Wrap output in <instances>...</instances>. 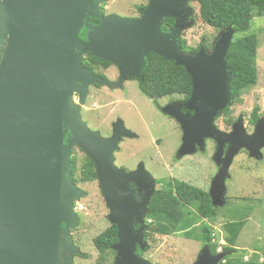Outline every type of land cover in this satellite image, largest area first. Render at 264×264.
<instances>
[{"label": "water", "instance_id": "obj_1", "mask_svg": "<svg viewBox=\"0 0 264 264\" xmlns=\"http://www.w3.org/2000/svg\"><path fill=\"white\" fill-rule=\"evenodd\" d=\"M104 2L0 0V264H73L74 256L81 255L70 237L78 224L74 202L86 195L72 182L74 146L96 165L109 219L118 229L115 264H152L137 249L147 246L145 223L157 180L144 163L130 172L115 163L123 139L137 135L118 119L112 135L104 137L81 116L92 86L117 89L128 78L141 79L151 53L184 67L192 78L186 106L194 114H184L179 102L162 111L181 126L178 157L205 150L208 140L217 143L214 161L220 169L209 191L215 208L226 205V182L240 151L263 158L264 115L251 134L243 117L229 133L215 125L235 99L228 65L232 27L220 32L212 51L203 45L190 54L179 43L191 26L185 21L189 0H149L138 20L104 16L99 10ZM91 18L100 25L91 24ZM166 18L176 19L170 32L161 30ZM84 29L86 41L80 38ZM87 54L115 65L118 82L85 67ZM65 134H70L67 142ZM132 184L145 192L139 201ZM226 256L213 255L205 246L194 264H220Z\"/></svg>", "mask_w": 264, "mask_h": 264}, {"label": "rangeland", "instance_id": "obj_2", "mask_svg": "<svg viewBox=\"0 0 264 264\" xmlns=\"http://www.w3.org/2000/svg\"><path fill=\"white\" fill-rule=\"evenodd\" d=\"M148 4L149 0H106L103 7L108 13L112 12L127 18L137 16L140 8ZM188 5L190 16H187L185 21L191 26L182 31L180 39L184 38L189 46L197 49L203 46L204 42V46L212 51L213 43L220 32L204 24L197 3ZM251 32L255 33L259 40L258 83L245 90L239 99L234 100V104L229 106L228 114L225 112L217 121V126L226 132L232 131V125L243 117L245 128L251 134L254 126L249 123V119L253 109L258 106L264 115L263 18L254 19ZM98 72L104 74L111 82H118L120 78V71L115 65L108 69L99 68ZM97 86L99 85L91 87L87 102L81 109V116L91 130L101 132L104 137H110L113 133V123L121 119L126 128L137 135L136 138H125L120 143V150L115 154V163L118 167L136 169L138 164L144 163L147 171L156 180L177 178L209 191L220 169L213 161L215 142L208 140L204 151L181 160L177 155L183 143L182 129L176 122L158 112L154 102L140 91L138 80L128 78L123 81L122 87L117 89ZM169 98L161 99L160 102L165 104ZM173 98L183 99V96L176 95ZM75 99L79 97L76 95ZM72 153L78 158L79 164L82 163L86 154L77 146L73 147ZM230 175L231 178L226 182V205L221 208L216 222L212 223L215 238L221 245H226L224 225L233 218L231 210L236 205L249 204L254 210L240 233L236 243L238 252L235 255L245 256V260L251 258L263 260L264 150L263 159L253 158L249 152L241 150L230 168ZM77 186L85 191L86 195L76 201L74 209L78 215V224L71 232L81 252L88 258L77 257L74 264H97L99 251L93 240L112 225L109 219L111 211L106 204L98 179L91 182L80 181ZM160 187L161 185L157 184L156 189ZM192 212L194 213V210ZM197 222L193 229L200 233L201 226L207 221L199 219ZM187 224L185 220L183 227L185 228ZM147 232L146 227L144 241L147 246L143 259L152 264H194L205 248L201 242L186 238L184 232L172 236L152 235L151 237L147 236ZM110 257L111 261L114 260L112 255ZM117 258L118 253L115 259Z\"/></svg>", "mask_w": 264, "mask_h": 264}, {"label": "trees", "instance_id": "obj_3", "mask_svg": "<svg viewBox=\"0 0 264 264\" xmlns=\"http://www.w3.org/2000/svg\"><path fill=\"white\" fill-rule=\"evenodd\" d=\"M189 3L199 5L200 18L209 27L219 32L229 27L235 30V36L228 52V65L233 73L231 90L235 100L239 99L245 90L258 83L259 40L251 30L255 18L264 19V0H189ZM90 23L96 26L100 24V21L91 18ZM175 24L176 19L166 18L161 30L170 32ZM87 34L88 31L84 29L80 33V38L86 40ZM179 43L186 53L192 54L199 50L189 46L184 38H181ZM82 63L93 73L104 78L105 75L98 72V69H108L113 66L91 54L84 56ZM138 84L140 91L155 104L161 99L176 95L183 96L185 101L192 92V78L186 69L154 53L146 58V66ZM229 110L228 107L225 112L228 114ZM262 116L260 108L256 106L250 115L249 123L255 126ZM69 139L70 134H65V142ZM71 167L72 181L76 185L80 181L91 182L98 179L96 165L86 155L79 164L78 158L72 153ZM124 169L127 171L126 168ZM157 184L161 187L154 192L146 217L148 237L152 235L172 236L178 232H184L186 238L199 241L204 247H209L212 254H217L221 248L227 256L220 264H264V259L245 260V256L235 255L238 252L236 243L240 233L254 210L249 207V204L236 205L231 210L233 218L224 225L226 245H221L215 238L212 223L216 222L222 209L212 205L207 191L177 178L157 180ZM199 219L207 221L201 226L200 233L193 229ZM185 220L188 224L184 228ZM118 241V229L115 225H111L93 240L98 251L113 254L112 248ZM145 252L138 247V256L144 257Z\"/></svg>", "mask_w": 264, "mask_h": 264}, {"label": "flooded vegetation", "instance_id": "obj_4", "mask_svg": "<svg viewBox=\"0 0 264 264\" xmlns=\"http://www.w3.org/2000/svg\"><path fill=\"white\" fill-rule=\"evenodd\" d=\"M106 3V0H105V2L100 6V8H99V10H100V12L104 15V16H108V15H111V14H114V13H112V12H106L105 10H104V7H103V5ZM147 7V6H146ZM146 7H141L140 8V11H139V14L137 15V16H135V17H131V16H129V17H127V18H129V19H136V20H138V19H140L141 18V16H142V13H143V11L145 10V8ZM125 18V17H124ZM100 25V24H99ZM97 26V25H96ZM202 45H204V42H203V44ZM88 55V54H87ZM84 56H86V55H84ZM83 56V57H84ZM231 71V70H230ZM95 74V73H94ZM104 78V77H103ZM105 78H106V76H105ZM107 79V78H106ZM131 80H136L137 81V79H131ZM94 86H96V85H94ZM93 87V86H92ZM190 99V96L187 98V100H185L184 101V97H183V99H178V98H173V97H170L168 100H167V102L165 103V104H162L160 101L161 100H159L158 101V103L157 104H155L156 106H157V110H158V112H160L164 117H166V118H168V119H170V120H173L174 122H176L177 124H178V126L181 128V126H180V124L173 118V117H171V116H169V115H167V114H165L163 111H162V108L164 107V106H166V105H168V104H170V103H175V102H179V103H181L182 105H183V108H182V112L184 113V114H189V115H193L194 114V111H192V110H190L187 106H186V103L188 102V100ZM223 114H225V111L224 112H222L217 118H216V120H215V125L217 126V121L219 120V119H221L222 117V115ZM239 120V119H238ZM237 120V121H238ZM235 124V123H234ZM218 127V126H217ZM255 127V126H254ZM219 128V127H218ZM232 128H233V125H232ZM220 129V128H219ZM226 132V131H225ZM231 132V131H230ZM183 133V132H182ZM229 133V132H228ZM213 141V140H212ZM67 142V141H66ZM213 142H215V141H213ZM215 144H216V150H217V143L215 142ZM206 146H207V142H206ZM206 149V148H205ZM216 150H215V153H216ZM264 150V149H263ZM263 150H262V152H263ZM204 151V150H203ZM243 151V150H242ZM245 151H247V150H245ZM198 152H200V151H198ZM247 152H249V151H247ZM250 153V152H249ZM240 154V153H239ZM238 154V155H239ZM215 155V154H214ZM185 157H187V156H185ZM185 157H182V158H180L181 160L183 159V158H185ZM179 158V157H178ZM179 159V160H180ZM263 159V158H262ZM213 161H214V156H213ZM260 161H262V160H260ZM215 162V161H214ZM234 163V162H233ZM216 164V163H215ZM217 165V164H216ZM233 165V164H232ZM138 166H139V164H138ZM138 166L136 167V169L138 168ZM218 168H219V166H217ZM121 168V167H120ZM122 169H124V168H122ZM127 169V171L126 172H130V171H134V170H136L135 168H131V169H128V168H126ZM72 179H73V177H72ZM73 182V181H72ZM190 184V183H189ZM76 185V184H75ZM131 187L132 188H134V189H136V193H135V197H136V199L139 201V200H141L142 198H143V196L145 195V192L144 191H139L137 188H136V185L135 184H132L131 185ZM210 188H211V186H210ZM209 191H210V189H209ZM209 191H207L208 193H209ZM210 195V194H209ZM211 198V197H210ZM78 200V199H77ZM77 200H75V205H76V201ZM212 201V200H211ZM136 226V229H138L139 227H140V225H138V224H136L135 225ZM76 227V226H75ZM147 227V226H146ZM62 228H64V225H63V227ZM74 229V228H73ZM148 231V230H147ZM70 237H71V241L73 242V244L81 251V249H80V247L77 245V243H76V240H75V238H74V236H73V234H72V232L70 233ZM112 251H114L113 250V248H112ZM222 252V251H221ZM114 253H115V255L112 253V252H107V253H101L100 251H99V254H98V259H97V264H114L115 263V261H116V259H115V257H116V255H117V252L116 251H114ZM68 255H69V253L68 252H66V254H65V256H64V258H66V257H68ZM110 255H112L113 257H114V260H112L111 261V257H110ZM213 255H216V254H213ZM77 257H81V258H83V259H87L88 258V256L87 255H85L83 252L81 253V255H75L74 256V258H73V264H74V262H75V258H77ZM143 258V257H142ZM63 264H65V261H63Z\"/></svg>", "mask_w": 264, "mask_h": 264}, {"label": "clouds", "instance_id": "obj_5", "mask_svg": "<svg viewBox=\"0 0 264 264\" xmlns=\"http://www.w3.org/2000/svg\"><path fill=\"white\" fill-rule=\"evenodd\" d=\"M234 100H235V99H234ZM233 102H234V101H233ZM233 102H232V103H233ZM221 251H222V250H219V251L217 252V254H218V253H221ZM222 253H223V252H222Z\"/></svg>", "mask_w": 264, "mask_h": 264}, {"label": "built area", "instance_id": "obj_6", "mask_svg": "<svg viewBox=\"0 0 264 264\" xmlns=\"http://www.w3.org/2000/svg\"><path fill=\"white\" fill-rule=\"evenodd\" d=\"M216 235V234H215ZM219 250H221V248H219Z\"/></svg>", "mask_w": 264, "mask_h": 264}]
</instances>
